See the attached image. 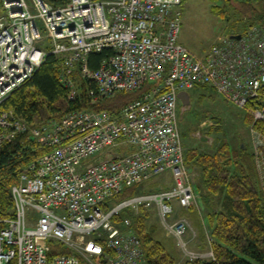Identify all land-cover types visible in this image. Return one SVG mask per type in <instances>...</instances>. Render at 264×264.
Masks as SVG:
<instances>
[{
    "label": "built area",
    "instance_id": "obj_1",
    "mask_svg": "<svg viewBox=\"0 0 264 264\" xmlns=\"http://www.w3.org/2000/svg\"><path fill=\"white\" fill-rule=\"evenodd\" d=\"M182 2L69 0L55 7L46 0H5L0 145L29 133L48 152L22 168L12 189L14 213L0 215V264H148L131 219L119 216L127 208L156 211L185 260L214 259L212 248L193 249L196 232L187 214L174 218L177 208L201 212L178 116L179 92L198 85L213 86L251 115L264 192V25L251 26L240 39L224 37L200 55L180 42ZM105 50L112 52L100 66H90V55ZM52 53L62 59L60 81L71 99L78 95L76 71L94 84L87 90L91 104L152 87L118 115L81 108L31 126L2 105ZM255 99L261 103L251 105ZM168 172L173 185L107 207L126 187Z\"/></svg>",
    "mask_w": 264,
    "mask_h": 264
},
{
    "label": "trees",
    "instance_id": "obj_2",
    "mask_svg": "<svg viewBox=\"0 0 264 264\" xmlns=\"http://www.w3.org/2000/svg\"><path fill=\"white\" fill-rule=\"evenodd\" d=\"M46 1L57 7L67 4L69 0ZM225 1L231 3L232 0ZM233 1L240 4V8L231 4L232 11L235 9L237 13V18L232 20L234 25L238 27L243 19L246 21L240 33L246 32L251 26L264 25V5L256 7L253 0ZM227 5L226 9V3L221 2L220 5H215V9L225 15V11H230V5ZM5 15V0H0V16ZM111 52L105 50L92 53L89 57L90 66L98 68ZM61 68V58L53 53L47 55L40 68L10 95L2 108L27 121L31 126L41 127L50 120L59 119L68 112L81 108L107 110L118 115L126 105L143 97L152 87V84L147 83L136 90L123 91L91 104L87 90L94 87V84L76 71L74 79L78 95L76 99H71L69 88L60 81ZM259 101L255 99L251 101V105L261 103ZM247 121H252L249 113ZM46 152L48 148L40 145L29 133H20L13 140L0 145L2 217L14 213L12 186L17 183L22 168ZM185 159L188 165H194L200 171L195 188L203 197V206L207 208L212 236L211 248L215 258L185 260L183 264H264V192L260 187L253 151L250 152L244 144L236 148L229 141L223 140L212 151L186 148ZM143 186L136 184L126 187L108 201L107 207L144 192ZM186 211L182 210L181 213L185 214ZM151 215V210L142 209L138 213L132 210L128 217L142 242L148 264H178L180 256L168 248L158 224H150ZM119 216L127 217L123 211ZM201 238L206 240L203 231ZM64 252L70 250L65 249ZM9 264L17 263L13 260Z\"/></svg>",
    "mask_w": 264,
    "mask_h": 264
},
{
    "label": "rangeland",
    "instance_id": "obj_3",
    "mask_svg": "<svg viewBox=\"0 0 264 264\" xmlns=\"http://www.w3.org/2000/svg\"><path fill=\"white\" fill-rule=\"evenodd\" d=\"M221 2L226 3V9L227 4L230 5V11H225V15H221L215 9V5H220ZM221 2L216 0H183L180 6L182 10L180 42L192 52L202 55L215 42L224 37H230L233 33H240V30L243 28L246 22L245 19L242 20L238 27L232 21L237 18V13L234 11L235 9L232 11L231 4L237 8H240V4L236 1L234 3L233 0L231 3L225 0H221ZM253 4L256 7H261V5H264V0H253ZM47 43L48 40H46L45 44ZM188 91L191 95V103L184 105L180 102L178 107L182 143L185 151L186 148H199L203 151H212L223 140L229 141L236 148L244 144L248 146L250 152L251 150L253 151L254 136L251 131V121H247L248 111L246 108L225 99L211 85L208 87L198 85L188 89ZM207 120L212 121L211 125H203ZM187 166L191 170V174H193L192 179L197 183L200 176L199 169L194 165H188V163ZM169 176L170 173L168 172L145 182L143 184L144 191L159 190L173 185L172 177L170 178ZM199 197L203 199L200 194ZM123 212L129 217V214H132V209L127 208ZM180 212L181 208H177L174 218L179 217ZM186 212L188 213V211ZM151 213L152 215L149 217L150 224H158L165 241H173L170 245L167 244V246L171 252L180 256L178 264H183L185 258L176 245V239L167 235L156 211H151ZM198 213L202 218L203 210L201 212L198 211ZM203 229L207 241L211 240L210 229L206 228L205 225ZM189 237H192V233ZM210 250L211 241H209L206 251H199L208 252Z\"/></svg>",
    "mask_w": 264,
    "mask_h": 264
},
{
    "label": "crops",
    "instance_id": "obj_4",
    "mask_svg": "<svg viewBox=\"0 0 264 264\" xmlns=\"http://www.w3.org/2000/svg\"><path fill=\"white\" fill-rule=\"evenodd\" d=\"M197 202L201 208V210H203V217L201 218L198 210H196V208H191L188 213H186L189 216L190 222L192 224L193 229L196 232V237L193 239L192 241V246L194 247L195 250H200V251H206L208 249V244L205 241H203V239L201 238V231H203L204 229V225L206 228L210 229V225L208 222V216H207V208L206 206H203L204 204H202L203 200L200 199L199 197V193L197 192ZM198 235V238H197ZM166 244H171L173 241L169 240V241H165ZM205 242V243H204ZM175 245V243H174ZM180 258V257H179Z\"/></svg>",
    "mask_w": 264,
    "mask_h": 264
},
{
    "label": "water",
    "instance_id": "obj_5",
    "mask_svg": "<svg viewBox=\"0 0 264 264\" xmlns=\"http://www.w3.org/2000/svg\"><path fill=\"white\" fill-rule=\"evenodd\" d=\"M231 37L240 39L241 34H233V35H231ZM179 98L184 105H189L191 103V95H190L189 91H187V90L180 91L179 92Z\"/></svg>",
    "mask_w": 264,
    "mask_h": 264
},
{
    "label": "bare ground",
    "instance_id": "obj_6",
    "mask_svg": "<svg viewBox=\"0 0 264 264\" xmlns=\"http://www.w3.org/2000/svg\"><path fill=\"white\" fill-rule=\"evenodd\" d=\"M14 186V185H13ZM13 186H12V189H13Z\"/></svg>",
    "mask_w": 264,
    "mask_h": 264
}]
</instances>
